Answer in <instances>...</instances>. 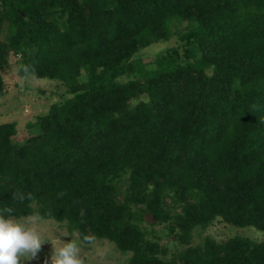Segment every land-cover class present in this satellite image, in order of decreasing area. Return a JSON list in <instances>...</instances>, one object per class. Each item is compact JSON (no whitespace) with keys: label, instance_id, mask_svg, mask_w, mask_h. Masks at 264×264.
Returning a JSON list of instances; mask_svg holds the SVG:
<instances>
[{"label":"trees","instance_id":"16d2710c","mask_svg":"<svg viewBox=\"0 0 264 264\" xmlns=\"http://www.w3.org/2000/svg\"><path fill=\"white\" fill-rule=\"evenodd\" d=\"M177 20L182 53L138 57ZM11 54L66 96L21 143L0 123V211L106 238L127 264H264V239L193 242L215 220L264 231V0H0V68Z\"/></svg>","mask_w":264,"mask_h":264},{"label":"rangeland","instance_id":"374dc122","mask_svg":"<svg viewBox=\"0 0 264 264\" xmlns=\"http://www.w3.org/2000/svg\"><path fill=\"white\" fill-rule=\"evenodd\" d=\"M188 21L173 23L172 35L165 41H159L142 49L138 57L143 61H152L158 53H164L167 49L179 47L182 53V40L180 34L186 30ZM0 75L5 83V93L0 97V123L13 121L16 124L14 143H21L25 138L36 132L37 126L29 123L48 112L50 105L66 96L64 87L59 81L49 78H38L33 75L20 77L16 73V58L9 56V65L0 68ZM22 221L33 218L32 225L38 232L44 243L40 252L32 260H21L20 264H50V254L53 251L52 243L57 246L61 241L68 242L72 236L79 244L82 264H127L129 252L122 253L113 241L106 238H94L91 242H84L76 231H69L64 221L54 218H42L33 215L14 216ZM194 228L193 242H198L204 235L209 234L222 240L232 235L248 236L256 240L264 239V231L253 225H234L222 220H215L205 228ZM156 229L160 225L155 226ZM161 242H165L172 250V243L165 235Z\"/></svg>","mask_w":264,"mask_h":264},{"label":"clouds","instance_id":"9594fccd","mask_svg":"<svg viewBox=\"0 0 264 264\" xmlns=\"http://www.w3.org/2000/svg\"><path fill=\"white\" fill-rule=\"evenodd\" d=\"M27 197L24 193L17 192L13 199L23 202ZM11 208L0 211V264H20L21 260H32L41 250L44 241L32 227L33 218L23 221L15 218ZM83 214V213H82ZM68 242L61 241L60 245H53L50 254V264H82L81 250L78 242L70 236Z\"/></svg>","mask_w":264,"mask_h":264},{"label":"water","instance_id":"95a60500","mask_svg":"<svg viewBox=\"0 0 264 264\" xmlns=\"http://www.w3.org/2000/svg\"><path fill=\"white\" fill-rule=\"evenodd\" d=\"M143 219L148 222H156V218L154 217V214L152 212H145L143 214Z\"/></svg>","mask_w":264,"mask_h":264}]
</instances>
